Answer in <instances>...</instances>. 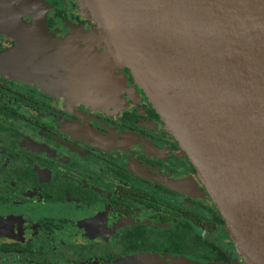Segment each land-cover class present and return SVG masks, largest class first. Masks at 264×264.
<instances>
[{"label":"flooded vegetation","instance_id":"obj_1","mask_svg":"<svg viewBox=\"0 0 264 264\" xmlns=\"http://www.w3.org/2000/svg\"><path fill=\"white\" fill-rule=\"evenodd\" d=\"M39 28L74 44H43ZM68 49L85 57L65 58L62 80L46 62ZM2 54L0 264H245L225 221L215 227L222 216L186 151L83 0H0ZM79 73L105 82L111 100L82 96L70 85Z\"/></svg>","mask_w":264,"mask_h":264},{"label":"water","instance_id":"obj_2","mask_svg":"<svg viewBox=\"0 0 264 264\" xmlns=\"http://www.w3.org/2000/svg\"><path fill=\"white\" fill-rule=\"evenodd\" d=\"M83 1L186 151L245 264H264V0Z\"/></svg>","mask_w":264,"mask_h":264},{"label":"rangeland","instance_id":"obj_3","mask_svg":"<svg viewBox=\"0 0 264 264\" xmlns=\"http://www.w3.org/2000/svg\"><path fill=\"white\" fill-rule=\"evenodd\" d=\"M44 32L45 31H42L40 28H39V32H36L39 36L41 35V42L43 43V44H51V45H53V47L54 48H58L59 46H61V45H63V44H68V43H71L70 42V40L67 38V37H60L59 39H51L49 36H45L44 35ZM45 34H48V33H46L45 32ZM45 40H46V42H45ZM71 44H74V43H71ZM45 47V45L43 46V48ZM22 48H23V46H22ZM46 49H47V51H49L50 52V48H48V47H46ZM45 50V49H44ZM82 51L80 50V49H78V50H70V49H68V50H66V52H65V50L63 51V53H64V55L62 56V57H60V58H58V60L56 61V63H53V64H51L50 65V63H51V61L49 62V61H45V59H44V55H43V53H41V56H42V60H43V63H45L46 62V67H49L48 68V70H51V69H54V71H56V73L59 75L60 74V76H62L63 77V79L62 80H64V78L65 79H67V77L65 76L66 75V69H69V71H71L70 70V68H71V66H72V64H73V62L71 63V65L66 61V59L65 58H67L68 56L70 57H73V58H77V57H81V58H83V57H85V54L83 55L82 53H81ZM78 69L80 68V67H82V66H85V65H87V64H85V63H83V62H78ZM53 66H55V68L53 67ZM127 67V66H126ZM129 68V67H128ZM48 70H46V71H48ZM36 74H38V70H37V68H36ZM77 72V69H74L73 70V72ZM31 73L33 72V70H31L30 71ZM80 72V71H79ZM70 73V72H69ZM81 73V72H80ZM78 74L77 76H76V78H74V75H73V77L72 78H70V83L72 82V84H70L73 88H77V87H79L80 89H82L83 90V87H85V90H84V92L82 93V96L84 95L85 96V98L87 97L88 98V100L90 101V102H92V103H94V104H96V103H99V104H106L107 102H109L110 100H111V98L113 97V96H110V95H106V94H103L102 93V91H103V85L105 84V82H103V81H100V83H99V85H97L96 86V81L94 80V79H90V77H84L83 75H81V74ZM50 75V74H52L51 72H47V75ZM85 75H86V72H85ZM87 76V75H86ZM82 80H86V83H88L89 81L90 82H93V91L90 89H87V87L86 86H88L89 84H87L86 86H85V84L86 83H84V82H82ZM95 82V83H94ZM61 87V86H60ZM87 89V90H86ZM98 91V92H97ZM98 93H100L101 95H98ZM86 98V99H87ZM91 98L92 99H95L94 101H92L91 100ZM224 232L226 233L227 232V230L226 229H224Z\"/></svg>","mask_w":264,"mask_h":264},{"label":"trees","instance_id":"obj_4","mask_svg":"<svg viewBox=\"0 0 264 264\" xmlns=\"http://www.w3.org/2000/svg\"><path fill=\"white\" fill-rule=\"evenodd\" d=\"M220 223H224V220L222 218L219 219V222L215 225V227L219 226Z\"/></svg>","mask_w":264,"mask_h":264}]
</instances>
